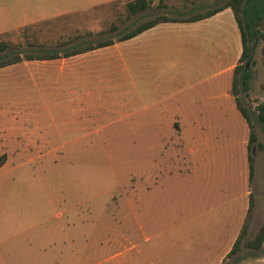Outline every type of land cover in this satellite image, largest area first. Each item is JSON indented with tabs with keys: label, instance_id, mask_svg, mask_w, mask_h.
Returning <instances> with one entry per match:
<instances>
[{
	"label": "rangeland",
	"instance_id": "374dc122",
	"mask_svg": "<svg viewBox=\"0 0 264 264\" xmlns=\"http://www.w3.org/2000/svg\"><path fill=\"white\" fill-rule=\"evenodd\" d=\"M100 1L0 0V32L7 30L2 38L22 42L23 49L61 50L56 41L71 38L67 47H76L115 40L116 33L129 31L152 15L185 17L222 0H168L165 10L156 4L123 23L117 17H123L126 0L91 7ZM64 11L71 12L44 19ZM24 21L31 22L27 31L35 32V37L30 40L40 46H28L21 28L10 29ZM111 23L118 24L116 31H109ZM259 28L264 30V16ZM229 42L226 35L187 28L131 38L79 60L80 76L63 80L55 75L60 81L54 82L52 75H46L45 94H0V110L17 117L13 125L45 139V145L26 150L12 143L11 161L0 165V264H103L107 253L117 250V245L103 242L107 237L149 236L151 243L163 233L196 236L202 204L191 193L192 173L176 159L182 139L173 125L178 117L175 107L182 101L196 108L195 101H200V94L186 89V82L198 76H210L211 82L223 79L224 74L217 72L238 48L232 38ZM262 44L259 40L253 62L247 65L249 88L244 91L238 85L236 91L250 111L264 101ZM222 46L226 52L218 49ZM214 52L221 54L215 63L208 61ZM68 60L60 57L39 64L52 72ZM70 89L75 93H64ZM3 121L0 117V124ZM255 130L261 145L252 146L251 188L256 203L252 216L259 215L258 221L224 264H264V242L259 250L244 246L264 222V124L255 122ZM185 133L200 138V132ZM201 135L209 140L207 155L218 158L216 203L231 206L232 196L242 188L241 140L248 132L233 122ZM196 140L186 135L184 144ZM5 158L0 154V160Z\"/></svg>",
	"mask_w": 264,
	"mask_h": 264
},
{
	"label": "crops",
	"instance_id": "0c3cea01",
	"mask_svg": "<svg viewBox=\"0 0 264 264\" xmlns=\"http://www.w3.org/2000/svg\"><path fill=\"white\" fill-rule=\"evenodd\" d=\"M114 1L116 0H101L99 3L92 4L91 7L96 4ZM167 1L168 0H152L151 6L157 4L160 8L165 10ZM176 1L187 2V0ZM185 8L188 10L190 9L189 6ZM71 11H64L50 17H44V19L60 17L63 13ZM36 20L37 19L34 18L31 22H35ZM31 22L24 21L13 25L10 29L17 27L23 28ZM183 28L190 29L191 31L200 30V33L223 34L228 37L229 45V41L232 38V41L236 43V47L238 46L232 57L230 59L228 58L226 61V65H223L217 72L221 75L224 74L223 79L219 82H211L210 76L204 78L198 76L195 80L192 79L186 82V89H195V94H200V101H195L196 108L188 107L186 103L182 101L175 107V112L177 113L175 116L178 117L173 119V125L176 131L180 132V139H182L181 144L178 145L180 148L176 150V159L180 158L183 161V167L188 171L187 173H192L194 178L191 185V193L197 194L200 200L198 198L199 201H196L202 204L200 224L197 225L198 233L196 236H190L189 234L173 233L171 235L163 233L155 236L154 241L151 243H148L151 239L149 236L137 237L129 236L128 234H118L116 236L107 237L103 242L107 243V245H117V250L108 252L104 257L103 264H224L229 257L227 254L235 242L245 219L250 192L253 194L254 198L251 184L255 175V158L254 174L251 183H249L247 162L248 135L247 138L245 137L241 140V143L245 145V150L242 151L240 156L241 159H243L242 170L239 172L242 188L240 192H237L238 194L232 196L231 201L233 205L231 206L216 203L218 198L214 194V187L216 186L219 188L221 176L218 169L216 171L214 170L216 168V165L214 168V164H216L218 158L211 156L212 154L210 156L207 155V153H211V149L209 148L210 145L208 144L209 140L208 138L204 140L203 135H201L203 131L212 130L214 126H217V129L221 130L227 126L228 123L233 122L238 123L242 131L247 130V132H249L248 124L238 110L234 96L230 91L233 67L236 65L241 53L240 33L232 10L226 7L209 17L196 21L158 23L131 38H141L142 36L150 38L155 34L165 35L171 30H182ZM5 31L7 30L1 31L0 34ZM159 39L160 37L156 38V40ZM238 39L240 45H237ZM123 41L125 40L114 41L108 45L67 56L70 59L67 64L56 66L52 72H49L48 69H44L42 67L43 65L39 63L54 61L58 58L47 60H22L0 67V94H45L46 75H52L55 80V75L59 78H63V80H67L65 77L71 79L72 76H80V72L77 70L79 60H82L88 54H95L111 46H117ZM152 46L153 45H149L150 48ZM218 49H222L225 52L227 51L225 46ZM140 51H142V47H140ZM220 57V53L214 52L213 57H209L208 61L215 63L216 59L219 61ZM162 72H164V70H162ZM169 78V76L166 77L168 81ZM57 81L60 80L54 82ZM219 84L221 87H218ZM73 90H65L64 93H75ZM214 90H218V92L214 93ZM219 90L221 91L220 94ZM55 92L61 93L60 91ZM12 113V111L0 110V117L4 120L3 123L0 124V154L6 156L4 160H0L1 162L11 161L9 158L14 154L13 149H11L12 143H14L16 148H24L25 150L29 147L45 145L43 143L45 141L43 136L40 138L35 137L34 134H30L27 127L13 125V121L16 120L17 117L12 119ZM19 114L22 113L20 112ZM187 125L190 126L186 127ZM186 131L200 132V138L197 136L192 137V133L188 135L185 133ZM186 135L190 138H196L197 140L195 143L191 142L190 146H186L184 144ZM198 140H200V142ZM198 146L200 147L197 148ZM180 149L182 150L181 152ZM15 151H17V149ZM245 165L247 168H245ZM179 172L184 171L177 170L175 173ZM234 174L235 173H225L226 176L233 177ZM200 191H202L201 194ZM232 191H234V186ZM238 198L240 199L239 206ZM219 201L221 202V199H219ZM255 205L254 199V207ZM197 206L200 207V205ZM258 216L259 215H257L256 218L255 216L251 217L248 229L249 227L251 228L253 223H257ZM178 225H180L179 227L182 226L179 223ZM191 228L196 227L192 225ZM205 232L207 233V237Z\"/></svg>",
	"mask_w": 264,
	"mask_h": 264
},
{
	"label": "trees",
	"instance_id": "16d2710c",
	"mask_svg": "<svg viewBox=\"0 0 264 264\" xmlns=\"http://www.w3.org/2000/svg\"><path fill=\"white\" fill-rule=\"evenodd\" d=\"M118 1V0H116ZM114 1V2H116ZM152 0H126L124 2L123 17L120 18L119 15L117 18L121 21L120 23L125 22L130 17H133L136 14H140L146 11L151 6ZM229 7L232 10L235 22L237 24L240 41H241V53L238 58L236 65L233 67L232 72V83H231V93L234 96L236 106L242 116L245 118L249 132H248V142H247V162H248V181L251 183L253 174H254V157L252 155V146L256 142L258 145H261L257 141V135L255 130V122L259 124H264V101L259 102L255 106L254 111H250L247 107L241 104V98L236 94L237 86L240 85L242 90L246 91L249 88V77H250V68L247 67L249 63H252V51L258 44L259 40L263 41L261 46V53L264 58V30L259 28L264 16V0H222L221 3H218L212 7L206 8L200 12H196L185 17H175L169 16L166 13H158L150 16L149 18L141 21L135 27L129 31L122 33H116V39L112 38L102 39L94 43H86L81 46L76 47H67L71 42V38H67L61 41H56L58 47L62 49L58 50L55 48L40 50L38 48L34 49H23L21 46L22 42H13L9 39L2 38L4 34H0V67L10 65L22 60H47L55 59L59 57H67L74 54L82 53L93 48L101 47L113 43L114 41H122L129 39L138 33L142 32L145 29H148L158 23L162 22H190L196 21L209 17L216 12ZM29 26H24L22 29L23 37L25 38V43L28 46L41 45L36 43L35 39L30 40L31 36L35 37V32L29 33L27 29ZM118 29V24L111 23L109 31H116ZM24 43V44H25ZM255 121V122H254ZM3 162L0 161V165ZM254 207V198L253 194L249 193L248 207L246 211L245 219L240 228L239 234L233 243L228 256L233 255L239 248L242 241V238L245 236L249 222L252 216V210ZM264 242V222L260 226L256 235L247 239L244 242V246L259 250L262 247Z\"/></svg>",
	"mask_w": 264,
	"mask_h": 264
}]
</instances>
